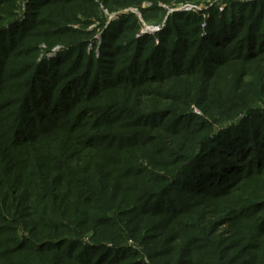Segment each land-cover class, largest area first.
Here are the masks:
<instances>
[{
  "label": "trees",
  "instance_id": "trees-1",
  "mask_svg": "<svg viewBox=\"0 0 264 264\" xmlns=\"http://www.w3.org/2000/svg\"><path fill=\"white\" fill-rule=\"evenodd\" d=\"M194 1L0 8V264H264V0L160 6Z\"/></svg>",
  "mask_w": 264,
  "mask_h": 264
},
{
  "label": "rangeland",
  "instance_id": "rangeland-1",
  "mask_svg": "<svg viewBox=\"0 0 264 264\" xmlns=\"http://www.w3.org/2000/svg\"><path fill=\"white\" fill-rule=\"evenodd\" d=\"M175 1V0H173ZM227 1L229 0H200V1H194L193 3H189V2H185V3H176V4H173L172 7H168L167 5H160L164 8H168V13L169 12H172V11H202V19L203 21L205 19H207L208 17V13H207V8L210 7L212 4L213 5H216L218 7V10L219 11H222L223 8L226 6L227 4ZM15 5H17L16 7H13L12 9L9 7L7 8V4H2L0 5V8L1 7H5L6 9H10V10H13L15 11V13L19 12L20 11V7L22 8L23 6V0H17L15 2ZM150 5V3H143L142 6H148ZM103 6L100 5V8L102 9V13L106 19V22L108 23L110 20L112 19H115L117 17H119L121 14H124L126 12H133L135 14V17L137 19H139V21L141 22V24L143 25L142 29H141V33L142 32H149V33H155L157 31H154V29L156 28H159L160 30V27L159 26H164V21L161 23V25L157 26L153 23H147L143 20L142 16H141V13L135 8V7H132V6H129V7H126V8H122V9H118L116 10V12H113V13H110L106 8H102ZM45 10V9H44ZM43 10V11H44ZM0 15L1 14V11H0ZM23 16L21 15V18ZM2 16H0V24L2 23ZM90 20L93 21V24L91 25H81L79 23H71V24H68L71 26V29H84V30H87V31H91V30H95L94 31V34H93V37H90L89 39L92 38L91 40V44L88 46V50H91L93 48V51L95 53V55L98 56L99 54V47L101 45V39H102V36H101V29L99 28L98 26V23H94V19L93 17L90 18ZM155 20H151V22H154ZM204 22L202 24V26H204ZM43 29V28H42ZM46 29V28H45ZM149 30V31H148ZM151 31H154V32H150ZM38 31H40V28L38 29ZM93 32V31H92ZM37 32H35L34 34H36ZM52 37V36H50ZM65 38L62 39L61 42L59 43H62L66 38H70V37H67V36H64ZM80 37L82 36H78L79 39H81ZM28 40H34L36 39V36H33L31 38V36L29 38H27ZM51 40H49L48 38H45L44 41H40L39 44H38V47H37V50L35 52H33L34 55L38 57H43V55H45V51L47 50L48 46L47 44L50 42ZM94 42H95V47H94ZM36 44V42H33ZM34 45V44H33ZM62 48V45L61 44H54L53 45V48L51 49V52H48L46 53V57H54L56 55V53ZM27 57H22V58H18V59H15L17 62L18 61H27ZM15 60H12V61H15ZM9 60H5L4 61V64L1 65V68L3 69V71H5V69H7L4 73L7 75V72L9 70L13 71V73L15 74V76H13V78H10V79H6L4 84L2 86H8V88H10V92H11V95L12 96H16L18 95L19 91L22 89L24 83H25V78L22 76L24 74V70H22V68L18 67L16 69L13 70V68L11 67L13 65V63L10 61V64L11 66H9V63H7ZM23 72V73H22ZM1 86V87H2ZM12 90L17 93L13 94L12 93ZM3 91L4 93H0V96H4V97H7L9 96L7 93H9L6 89L3 88ZM1 100V99H0ZM6 107V108H5ZM152 108V106H149L148 104H146L145 106V109L146 110H150ZM193 110L197 113H199V110L192 106ZM14 107L12 106V104L10 105V103L7 102V99L5 101H1L0 102V110L2 111V113L0 112V115L3 117V119H5L6 117V114L9 113V111L13 110ZM86 118V117H85ZM85 120V119H84ZM199 208L202 207V205H199L198 206ZM229 227V224H222L221 226H219L217 229V232H225L224 230H226L227 228ZM230 228V227H229ZM8 235H11V234H8ZM22 235V234H21ZM129 245H134L135 246V243H133L132 240H129ZM145 261L148 263V259L145 258Z\"/></svg>",
  "mask_w": 264,
  "mask_h": 264
},
{
  "label": "built area",
  "instance_id": "built-area-1",
  "mask_svg": "<svg viewBox=\"0 0 264 264\" xmlns=\"http://www.w3.org/2000/svg\"><path fill=\"white\" fill-rule=\"evenodd\" d=\"M157 30H159V28L154 29V31H157ZM148 31H149V30H148ZM154 31H151V30H150V32H154Z\"/></svg>",
  "mask_w": 264,
  "mask_h": 264
}]
</instances>
